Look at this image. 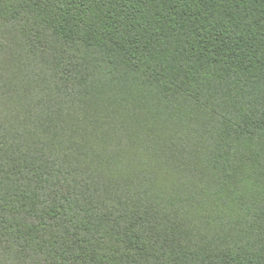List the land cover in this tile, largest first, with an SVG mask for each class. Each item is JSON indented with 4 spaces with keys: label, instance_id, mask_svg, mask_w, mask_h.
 I'll return each instance as SVG.
<instances>
[{
    "label": "trees",
    "instance_id": "1",
    "mask_svg": "<svg viewBox=\"0 0 264 264\" xmlns=\"http://www.w3.org/2000/svg\"><path fill=\"white\" fill-rule=\"evenodd\" d=\"M0 264H264V0H0Z\"/></svg>",
    "mask_w": 264,
    "mask_h": 264
}]
</instances>
